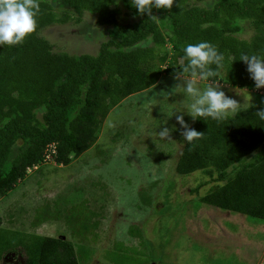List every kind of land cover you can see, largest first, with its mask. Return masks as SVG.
I'll return each instance as SVG.
<instances>
[{"label": "trees", "instance_id": "1", "mask_svg": "<svg viewBox=\"0 0 264 264\" xmlns=\"http://www.w3.org/2000/svg\"><path fill=\"white\" fill-rule=\"evenodd\" d=\"M54 1L72 13L57 14ZM205 1L174 0L171 9H152L149 17L137 15L130 0H120L122 8L114 0H38L35 31L21 44L0 46V197L53 148L54 160L64 165L87 151L113 108L178 69L185 44L212 43L225 56L214 79L255 89L239 57L264 52V0ZM87 11L109 26L96 55L56 49L42 34L56 23L82 22ZM246 23L251 34L241 37ZM262 107L193 123L202 135L185 142L176 170H202L215 183L200 202L264 220V120L255 114ZM16 250L25 251L24 264H81L70 239L0 226V259Z\"/></svg>", "mask_w": 264, "mask_h": 264}, {"label": "rangeland", "instance_id": "2", "mask_svg": "<svg viewBox=\"0 0 264 264\" xmlns=\"http://www.w3.org/2000/svg\"><path fill=\"white\" fill-rule=\"evenodd\" d=\"M53 4L57 14L69 11L61 1ZM96 19L87 11L82 22L56 23L42 34L56 49L96 55L109 39V26ZM244 28L241 37H249V24ZM171 77L162 72L151 87L123 99L102 123L98 140L68 165L53 159L28 168L0 197V226L70 239L81 264H257L264 252V220L200 202L215 183L202 170L178 174L185 145L178 132L171 134L173 141L156 137L163 124L175 125L169 116L183 98L180 92L167 100L156 94L179 83ZM217 83L240 108L262 105L264 89ZM185 121L194 123L187 116ZM25 259V251L16 250L0 264Z\"/></svg>", "mask_w": 264, "mask_h": 264}, {"label": "clouds", "instance_id": "3", "mask_svg": "<svg viewBox=\"0 0 264 264\" xmlns=\"http://www.w3.org/2000/svg\"><path fill=\"white\" fill-rule=\"evenodd\" d=\"M114 2L118 5L120 0ZM173 2L174 0H130V5L137 15L150 17L152 9H171ZM39 13L38 0H0V46L23 43L24 39L35 31ZM168 46L171 49L170 44H167ZM182 52V62L178 69L174 68L171 77L179 83L172 87L171 91L161 88L156 93L162 100H167L175 92L183 95V98L175 103L169 116H174L175 125L170 128L163 124L156 130V137L161 141H173L171 134L178 132L183 142L191 143L199 139L202 133L193 128L190 122H186L185 116L189 117L191 122L198 118L222 121L241 106L236 99L226 95L214 79L225 62V56L215 45L202 40L185 44ZM239 60L246 66L245 71L253 81L254 88H264V52L242 53ZM205 80H211V83L202 86L201 82ZM261 104L264 105V98L261 99ZM255 114L260 120H264V107Z\"/></svg>", "mask_w": 264, "mask_h": 264}, {"label": "built area", "instance_id": "4", "mask_svg": "<svg viewBox=\"0 0 264 264\" xmlns=\"http://www.w3.org/2000/svg\"><path fill=\"white\" fill-rule=\"evenodd\" d=\"M54 152H55L54 148L52 149V151L47 152L45 154L44 160H46V161H52L54 159L52 153H54ZM257 264H264V252H263V254H262V256H261V258H260V260L258 261Z\"/></svg>", "mask_w": 264, "mask_h": 264}, {"label": "water", "instance_id": "5", "mask_svg": "<svg viewBox=\"0 0 264 264\" xmlns=\"http://www.w3.org/2000/svg\"><path fill=\"white\" fill-rule=\"evenodd\" d=\"M15 254V252H12V255H14Z\"/></svg>", "mask_w": 264, "mask_h": 264}]
</instances>
